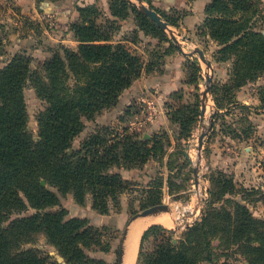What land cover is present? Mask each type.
<instances>
[{
  "label": "rangeland",
  "instance_id": "rangeland-1",
  "mask_svg": "<svg viewBox=\"0 0 264 264\" xmlns=\"http://www.w3.org/2000/svg\"><path fill=\"white\" fill-rule=\"evenodd\" d=\"M253 1L258 8L257 23L264 26V0ZM23 8L27 5H18L16 0H0V68L17 54L31 60L24 96L28 130L38 141L39 119L47 106L42 89L49 83L44 64L56 50L46 44L48 37ZM183 10L173 11L168 16L179 20ZM130 22L127 19L125 24ZM201 24L189 33L191 38L184 36L177 25H170L179 32L177 37L186 52L198 46L212 62L213 91L204 120H201L200 93L205 86L206 66L198 54H183L165 32L141 33L139 38L132 29L126 35L138 46L139 52L133 51L138 52L145 63H151L153 69L143 71L139 78L142 83L135 92L137 96L126 107L118 101L93 117L82 118L83 128L73 138V149L83 148L94 133L105 127L111 128V134H123L126 129L136 139L148 142L150 148L145 161L136 159L130 164L122 160L108 169V173L120 174L126 187L116 199L108 200L109 210L105 214L93 207L91 194L79 203L72 192L63 195L56 190L60 203L46 211L64 209L67 218H84L88 226L96 230L94 236L99 244L85 248L87 256L94 262L86 264H118V249L127 220L154 202L176 206L178 222L183 226L175 233V245L169 230L173 227L170 218L165 215L152 220L162 224L144 238L141 264H163L159 255L161 251L168 252L170 242L175 246L173 253L185 252L186 256L196 260L193 264H250L239 242H230L229 231L224 230L222 219L226 211L233 213L236 203H240L255 219L264 221V70L247 79L236 77L232 58H222V45L212 39ZM59 52L63 53L62 50ZM168 67L170 76L166 74ZM161 78L170 81L169 88H161L159 82L154 81ZM213 112L214 123L203 143L197 189L193 166L198 158V137L204 126L209 125L207 122ZM187 151L194 164L186 157ZM206 212H212L211 224L222 221L220 229L216 231L211 225L202 228ZM36 213L37 210L31 207L20 211L13 209L6 213L4 225ZM186 222L191 225L185 226ZM208 239L211 260L207 259L205 244ZM22 246L44 257L48 264H74L61 255L42 231L35 232Z\"/></svg>",
  "mask_w": 264,
  "mask_h": 264
},
{
  "label": "trees",
  "instance_id": "trees-1",
  "mask_svg": "<svg viewBox=\"0 0 264 264\" xmlns=\"http://www.w3.org/2000/svg\"><path fill=\"white\" fill-rule=\"evenodd\" d=\"M173 1L175 5L179 2ZM110 3V18L105 23L98 21L101 12L93 4L78 6L83 21L71 24L77 46L73 48L62 43L52 46L56 53L44 64L49 83L42 89L47 106L39 119L38 141L28 130L24 96L31 60L17 54L0 68V264H48L44 257L22 246L38 231L46 234L48 241L68 262H94L85 252V248L99 244L94 227L88 226L84 218H67L64 209H46L59 205V191L63 195L72 192L79 203L91 194L93 207L100 213H107L108 200L116 199L126 187L120 174L108 173V169L122 160L130 164L136 159L145 161L150 150L148 142L136 139L126 129L123 134H111L113 131L109 127L94 133L83 148H72L73 138L83 128V116L93 117L115 105L125 88L140 78L143 71L153 69L151 63H145L125 42L112 41L113 34L121 27L118 21L133 14L136 24L145 33L164 34L129 1L111 0ZM150 5L169 24L178 25V20L154 4ZM257 15L258 8L253 0H212L205 7L202 24L208 35L222 45V58H232L238 78L247 79L264 70V26L258 25ZM154 81L159 82L161 88L168 86L164 78ZM28 207L36 209L37 213L4 225L7 212ZM211 215L212 212L205 213L202 228L211 225L217 231L222 221L211 224ZM222 220L225 221L224 230L229 231L230 242H239L249 263L264 264V221L255 219L240 203H236L233 213L226 211ZM158 226L152 225L145 231L137 264H141L144 238ZM170 235L176 245L173 234ZM205 236L208 238L207 231ZM173 244L170 242L168 252H160L163 264H193L196 261L185 252L173 253ZM205 245L207 259L211 260L209 239Z\"/></svg>",
  "mask_w": 264,
  "mask_h": 264
},
{
  "label": "crops",
  "instance_id": "crops-1",
  "mask_svg": "<svg viewBox=\"0 0 264 264\" xmlns=\"http://www.w3.org/2000/svg\"><path fill=\"white\" fill-rule=\"evenodd\" d=\"M148 1L151 3L150 0ZM211 1L212 0H179L177 5H175L176 3L174 4L173 0H152V4L161 8L167 15L173 11H181L185 9L183 10L184 13L182 18L178 20L177 28L182 34H184V36L191 38L189 33L203 23L205 18V7ZM110 2L111 0H16L18 5H27V8H23V10H28L33 17L32 19H34L33 21L36 27L39 28L43 34H46L48 37L46 41L47 45L52 47L57 43H62L73 48L77 46L78 41L73 36L71 24L73 22L83 21L79 13L78 6L93 4L101 12L98 21L105 23V21L110 18ZM127 19L131 20L129 25L125 24ZM118 22L121 24V27L113 34L112 41L119 40L125 42L132 50H137L138 46L136 43L132 42L126 35L129 33L130 29L136 31L139 38L142 37L141 33L144 35L146 34L136 24L135 16L131 14L125 19L121 18ZM33 44H35V42ZM174 69H176V67ZM167 72V76H170L171 72L169 67ZM165 82H167L166 85L169 86L170 81L166 80ZM141 83L142 81L138 78L131 85L134 89L127 87L121 92L119 96V103L123 108L130 104L131 99L137 96V93L135 92L139 90L138 85H141Z\"/></svg>",
  "mask_w": 264,
  "mask_h": 264
},
{
  "label": "water",
  "instance_id": "water-1",
  "mask_svg": "<svg viewBox=\"0 0 264 264\" xmlns=\"http://www.w3.org/2000/svg\"><path fill=\"white\" fill-rule=\"evenodd\" d=\"M129 1L135 8H137L139 11L147 15L151 20H153L157 26H159L166 34L170 36V38L173 40L174 44L177 46V48L185 55H191V54H198L199 58L205 63L206 70H205V86L201 89V120H204L206 117L207 112V106L209 101V96L212 94V82H213V75L211 74L212 69V62L210 59L206 57V54L203 49L200 47H195L192 51L186 52L184 50V47L182 46L180 40L178 39L177 35L179 32H176L171 25L163 19L161 14L155 10L150 4H147L145 0H127ZM215 113H211L209 116V125L204 126V130L201 132V134L198 137V144H197V150H198V158L196 163H193V159L191 158L189 151L186 152V157L188 158L189 162L191 164H194L193 166V172L195 177V185L196 188H199V168L201 164V156H202V148L205 136L207 135L208 131L211 128V125L214 121ZM178 209L176 206L172 205L171 203H158L149 207H146L134 215H132L126 222V225L123 230V234L121 237L119 249H118V264H126V248L128 243V237L129 233L131 231L132 226L134 223H136L139 220L148 218V217H156L160 215H172V225L173 227L170 228L171 233L173 234V241L176 242L175 233L178 228L182 227L183 225L179 224L178 222V216H177ZM162 224L160 222H150L148 225H146L140 232L139 238H138V245L136 249V256L134 264H137L138 262V256L140 251V246L142 242L143 235L145 231H147L152 225ZM191 224L189 222L185 223V226H190Z\"/></svg>",
  "mask_w": 264,
  "mask_h": 264
},
{
  "label": "bare ground",
  "instance_id": "bare-ground-1",
  "mask_svg": "<svg viewBox=\"0 0 264 264\" xmlns=\"http://www.w3.org/2000/svg\"><path fill=\"white\" fill-rule=\"evenodd\" d=\"M210 105H211V103H210V99H209L208 106H207V112L210 108ZM207 112H206V115H207ZM208 123L209 122H207V124ZM161 216H165V215H160V216H156V217H148V218L142 219L141 221L139 220V222L137 221L136 223H134V225L132 226L131 231L129 233V237H128V243H127V248H126V264H134L135 256H136V249H137V245H138V238H139V234H140L141 230L147 224H149V222H151L152 220H156V218L161 217ZM166 216H168L170 218L171 223H172L173 216L172 215H166Z\"/></svg>",
  "mask_w": 264,
  "mask_h": 264
},
{
  "label": "built area",
  "instance_id": "built-area-1",
  "mask_svg": "<svg viewBox=\"0 0 264 264\" xmlns=\"http://www.w3.org/2000/svg\"><path fill=\"white\" fill-rule=\"evenodd\" d=\"M141 99H142V100H144V98H143V97H142Z\"/></svg>",
  "mask_w": 264,
  "mask_h": 264
}]
</instances>
